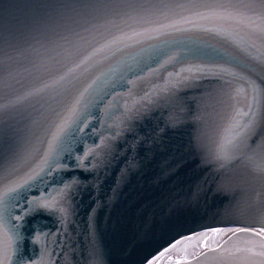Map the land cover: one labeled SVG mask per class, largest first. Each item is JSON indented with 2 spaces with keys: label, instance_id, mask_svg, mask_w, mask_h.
<instances>
[{
  "label": "water",
  "instance_id": "95a60500",
  "mask_svg": "<svg viewBox=\"0 0 264 264\" xmlns=\"http://www.w3.org/2000/svg\"><path fill=\"white\" fill-rule=\"evenodd\" d=\"M227 224L264 228V0H0L3 264H264L161 257Z\"/></svg>",
  "mask_w": 264,
  "mask_h": 264
},
{
  "label": "bare ground",
  "instance_id": "6f19581e",
  "mask_svg": "<svg viewBox=\"0 0 264 264\" xmlns=\"http://www.w3.org/2000/svg\"><path fill=\"white\" fill-rule=\"evenodd\" d=\"M249 230L261 237H264V228L249 225H238L227 224L223 227L203 228L198 231L190 233L187 240L182 241L170 248L168 253L182 259L187 260L195 254L202 251V241L205 239L206 245L209 248H216L228 237L232 232H239Z\"/></svg>",
  "mask_w": 264,
  "mask_h": 264
},
{
  "label": "snow or ice",
  "instance_id": "6c2138e0",
  "mask_svg": "<svg viewBox=\"0 0 264 264\" xmlns=\"http://www.w3.org/2000/svg\"><path fill=\"white\" fill-rule=\"evenodd\" d=\"M253 91L255 92L256 90L253 89ZM257 94H259V93H257ZM251 107H252V105H249V112L244 113V115H249L251 113ZM255 122H256V118L253 115L252 120L249 121L247 123V125L244 126L245 127V130L247 131V130L252 129L254 127V125H255ZM237 136H239V133H237ZM236 138L237 137H232L231 139L226 140V144L224 145V147H227V145L232 144ZM11 247H12V238L9 237L7 239V241H5V250L11 249ZM172 247H175V245H172ZM167 251H170V249H166L165 252H162L161 253V257H163ZM159 259L160 258H157V264H158ZM168 259H169V261H171L172 258L169 257ZM0 264H3V260H0ZM176 264H180V261H177Z\"/></svg>",
  "mask_w": 264,
  "mask_h": 264
}]
</instances>
